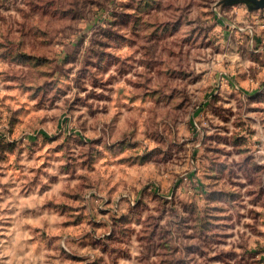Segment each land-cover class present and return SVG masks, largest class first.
<instances>
[{
  "label": "clouds",
  "instance_id": "clouds-1",
  "mask_svg": "<svg viewBox=\"0 0 264 264\" xmlns=\"http://www.w3.org/2000/svg\"><path fill=\"white\" fill-rule=\"evenodd\" d=\"M0 264H264V0H0Z\"/></svg>",
  "mask_w": 264,
  "mask_h": 264
}]
</instances>
